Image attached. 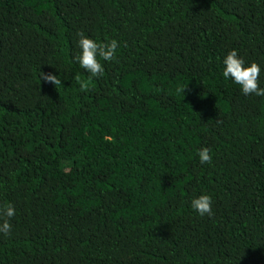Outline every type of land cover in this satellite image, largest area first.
<instances>
[{"label": "trees", "instance_id": "16d2710c", "mask_svg": "<svg viewBox=\"0 0 264 264\" xmlns=\"http://www.w3.org/2000/svg\"><path fill=\"white\" fill-rule=\"evenodd\" d=\"M79 32L119 42L102 76ZM233 49L264 87V0H0V264H264V97L223 78Z\"/></svg>", "mask_w": 264, "mask_h": 264}, {"label": "clouds", "instance_id": "9594fccd", "mask_svg": "<svg viewBox=\"0 0 264 264\" xmlns=\"http://www.w3.org/2000/svg\"><path fill=\"white\" fill-rule=\"evenodd\" d=\"M78 40L76 47L79 50L74 56L75 62L80 68L90 73V79L103 75V62H111L116 58L119 42L112 39L108 42H97L89 38L83 32L77 33ZM222 76L226 80L239 86L244 96L255 95L264 97V87L259 86V77L261 74V66L255 62L246 64L245 60L239 56L238 52L233 49L228 52L222 60ZM41 78L46 82L56 86L61 84L58 76L41 74ZM85 85H82V88ZM198 161L201 165H211L213 157L208 148H202L197 151ZM212 197L210 195L194 196L190 201L192 211L199 216L213 215ZM16 215V209L12 204H7L0 208V235L8 236L12 232V225L9 223L11 218Z\"/></svg>", "mask_w": 264, "mask_h": 264}]
</instances>
